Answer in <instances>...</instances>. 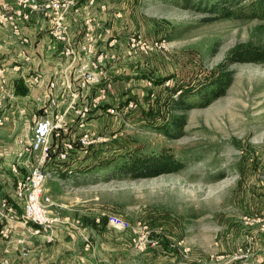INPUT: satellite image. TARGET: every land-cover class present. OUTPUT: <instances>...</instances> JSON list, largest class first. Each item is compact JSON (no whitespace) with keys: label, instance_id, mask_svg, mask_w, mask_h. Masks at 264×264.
<instances>
[{"label":"rangeland","instance_id":"374dc122","mask_svg":"<svg viewBox=\"0 0 264 264\" xmlns=\"http://www.w3.org/2000/svg\"><path fill=\"white\" fill-rule=\"evenodd\" d=\"M125 2L128 18L116 25L127 32L120 47L135 57L126 66L134 73L123 84L111 80L116 98L137 108L117 119L106 116L108 106L102 109L110 124L102 133L91 131L107 141L92 150L90 165L67 175L68 182L58 176L47 183L64 205L58 212L81 222L97 216L101 224L114 214L133 229L152 226L165 240L183 239L205 255L215 251L220 233L231 238L238 229L241 242L246 227L262 233L264 64L239 63L235 51H264V22L239 15L249 12V0L232 7L236 17L217 20L210 12L183 9L181 0H138L135 8ZM221 75L231 78L226 93L206 97L201 91ZM134 149L170 152L181 168L135 181L122 177L116 164ZM222 240L220 254H228L230 240Z\"/></svg>","mask_w":264,"mask_h":264},{"label":"crops","instance_id":"0c3cea01","mask_svg":"<svg viewBox=\"0 0 264 264\" xmlns=\"http://www.w3.org/2000/svg\"><path fill=\"white\" fill-rule=\"evenodd\" d=\"M16 1L0 0V13L4 6H12ZM129 1V5L135 8L138 0ZM77 2L79 11H72L67 21L72 38L76 42L83 39L86 22H93L98 46L107 48L111 55L103 68L105 75L118 84H123L126 75L134 73V69L129 72L126 66L135 57H130L131 52L128 49L121 50V39L127 32L116 24H122L128 18L129 11H122L130 7L126 6L125 0H97L89 9L85 8L86 0ZM134 16H131L132 19ZM48 26L44 18L35 15L31 23L23 27V33L31 41L30 45L25 46L13 37L7 25L0 24V118H8L0 126V264H264V233L258 232L254 226L246 227L250 231L244 233L242 242L241 239L235 240L240 236L238 229L230 231L231 238L226 237L227 233H220L215 242V251L205 255L203 250L191 249L183 239L174 242L172 238L164 236L167 238L165 240L160 236L161 230L152 226L120 230L101 224L97 221V216H92L85 222L63 216L58 211L64 205L54 200L52 192V213L59 217L55 230L52 234H33V227L23 219V203L16 195V185L30 170L28 159L20 155L19 142L27 140L31 135L34 118L44 115V109L49 107L51 98L57 101L58 106L50 107V110L64 115L67 131L59 139L54 138V143L60 150L65 142H70L74 148L69 153L68 161L61 163L55 158L48 164V168L57 177L62 176L65 179H60L63 183L69 181L67 175L86 170L90 165L92 150L98 149L100 145L83 150L77 144L79 136L85 131L102 133L110 124L107 117L103 116L106 109L102 112L107 105H101L82 126L77 110L82 108L86 97L80 96L76 102L72 97V93L77 91L74 77L76 65H71L63 56L61 46L52 42ZM24 53L29 56V61L25 60ZM36 76L40 77L38 83L33 82ZM51 82L56 83L53 89L50 88ZM96 91L93 88L83 95L92 98ZM112 99L109 106L124 104L122 98H116V93ZM14 167H17V173L13 171ZM4 201L7 207H2ZM142 228H147L149 237L158 241L156 246H136L138 233L145 230ZM222 238L230 240L228 254H220V245H226ZM177 247L181 252L182 248H189V254L178 256L175 250ZM238 248H249L251 256L247 260L238 258ZM25 252L27 256L24 255Z\"/></svg>","mask_w":264,"mask_h":264},{"label":"built area","instance_id":"2783aa9c","mask_svg":"<svg viewBox=\"0 0 264 264\" xmlns=\"http://www.w3.org/2000/svg\"><path fill=\"white\" fill-rule=\"evenodd\" d=\"M96 2L97 0H86L85 8H91ZM77 4V0H17L12 6H4L0 13V24L7 25L13 37L21 44L28 46L31 41L23 33V27L27 23H31L35 15H40L48 22V34L52 42L61 46L63 56L69 60L71 65H76L74 77L77 91L72 93V97L74 102L80 96L86 97L82 108L77 110V116L83 126V122L101 105L108 106L106 113L109 116L118 117L122 111L130 112L136 109L137 104L134 101H129L123 105L109 106V101L115 95L114 85L113 81L105 75L103 68L111 59V55L107 48L98 46L94 24L90 20L86 22L83 39L76 42L72 38L67 21L72 11H79ZM132 42H135L134 37H132ZM24 57L26 61H29V56L26 53H24ZM39 81V76L34 77V83ZM55 87L56 83L51 82L50 88ZM93 88H96L97 91L92 98L83 95ZM57 106V101L51 98L49 107L44 109V115L34 118L29 138L19 142L20 155L28 159L30 170L28 175L17 182L16 195L23 203V219L26 224L33 227L32 232L35 235H41L43 232L52 234L57 224V219L51 215L54 203L50 190L47 188V183L55 180L57 174L50 171L48 164L54 158H57L61 163L68 161L69 153L74 148L70 142H65L60 150L54 143V138L59 139L67 131L64 115L50 110V107ZM7 120L6 117L0 118V126H3ZM106 141L107 138L104 136L85 131L79 136L77 144L83 150H88ZM13 171L17 173V167H14ZM2 207H7L5 201L2 203ZM106 217L108 226L120 230H133L132 226L120 216L110 214ZM97 221L99 222V220ZM262 222L261 231L264 233V219ZM147 230V228L141 230L145 233L142 234L140 231L135 239V244L139 248H145L148 244L151 246L158 244L157 240L149 237ZM189 251V248L183 249V253L186 255L189 254ZM251 254L249 248H239L237 257L247 260ZM24 255L27 256V252Z\"/></svg>","mask_w":264,"mask_h":264},{"label":"trees","instance_id":"16d2710c","mask_svg":"<svg viewBox=\"0 0 264 264\" xmlns=\"http://www.w3.org/2000/svg\"><path fill=\"white\" fill-rule=\"evenodd\" d=\"M246 0H181L179 6L183 9H196L198 11H206L216 14L212 20L230 18L238 14L232 10L233 6L240 5ZM249 12L239 14L248 18H258L264 22V0H249ZM246 7L241 8L244 10ZM235 59L239 63H262L264 64V51L241 49L235 51ZM231 84L230 75H221L216 78L209 86H206L201 92L205 96L211 98H219L226 93L227 88ZM209 91V92H208ZM177 130L184 125V120L176 121L174 124ZM169 135V132L168 134ZM117 173L122 177L130 180H140L160 176L162 174H170L179 171L181 168L178 160L170 152H143L142 150H131L123 156L122 161L117 162Z\"/></svg>","mask_w":264,"mask_h":264}]
</instances>
